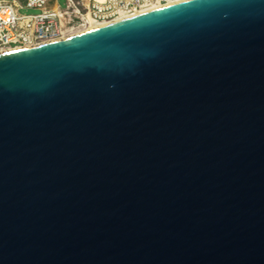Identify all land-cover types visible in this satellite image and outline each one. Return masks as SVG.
<instances>
[{"label": "water", "instance_id": "1", "mask_svg": "<svg viewBox=\"0 0 264 264\" xmlns=\"http://www.w3.org/2000/svg\"><path fill=\"white\" fill-rule=\"evenodd\" d=\"M0 264H264V0L0 53Z\"/></svg>", "mask_w": 264, "mask_h": 264}, {"label": "built area", "instance_id": "2", "mask_svg": "<svg viewBox=\"0 0 264 264\" xmlns=\"http://www.w3.org/2000/svg\"><path fill=\"white\" fill-rule=\"evenodd\" d=\"M171 0H0V52L29 48L61 40L84 28L89 20L110 21ZM23 8L38 9L24 13Z\"/></svg>", "mask_w": 264, "mask_h": 264}, {"label": "bare ground", "instance_id": "3", "mask_svg": "<svg viewBox=\"0 0 264 264\" xmlns=\"http://www.w3.org/2000/svg\"><path fill=\"white\" fill-rule=\"evenodd\" d=\"M182 1H185V0H171L166 4H157V5H153L150 7H146V8H143L141 10H138L134 13L124 14V15H122L116 19L110 20V21L98 22V21H94V20H89L84 28H80L78 30L70 32L69 34L64 36V38H62L61 40L68 39V38H71V37H74V36L89 32V31H93L95 29H98V28H101V27H104V26H107L110 24H114V23H117L119 21H122V20H125L128 18H132V17L138 16L141 14H145V13L152 12V11H155V10H158L161 8H165V7L177 4V3L182 2ZM58 41H60V40H58ZM7 51H11V50H7ZM7 51H1L0 53L7 52Z\"/></svg>", "mask_w": 264, "mask_h": 264}, {"label": "rangeland", "instance_id": "4", "mask_svg": "<svg viewBox=\"0 0 264 264\" xmlns=\"http://www.w3.org/2000/svg\"><path fill=\"white\" fill-rule=\"evenodd\" d=\"M52 4H59L62 7H66L67 5V0H53ZM22 12L24 13H37L39 10L38 9H33V8H23L21 9Z\"/></svg>", "mask_w": 264, "mask_h": 264}]
</instances>
